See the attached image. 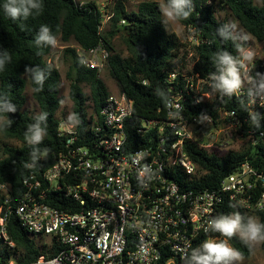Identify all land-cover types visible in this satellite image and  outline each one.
<instances>
[{"label":"trees","instance_id":"16d2710c","mask_svg":"<svg viewBox=\"0 0 264 264\" xmlns=\"http://www.w3.org/2000/svg\"><path fill=\"white\" fill-rule=\"evenodd\" d=\"M138 1L137 10L129 12L127 0H113L106 13L110 17L108 29L104 30L105 14L94 2L80 4L76 0H40L42 10L39 15L36 10H32L26 19L21 17L13 21L4 14L3 4L6 0H0V58L5 52L12 56L10 62H5L4 71L0 72V119L3 120L0 124V183L9 185L13 199L12 212L6 223L8 239L4 240L0 236V264H9L11 261L16 264H31L41 256L52 257L61 250L56 242L43 244L38 241L44 237L29 233L14 212V203L27 190L25 182H43L46 171L66 152V139L59 136L60 119L57 118L61 108L62 79L59 71L47 61L53 47L35 43L41 25L48 26L56 40L60 38L63 43L74 42L84 53L100 45L108 50V73L118 84L120 92L133 102V119L127 130V140L133 151L146 147L150 136H156L157 130L145 135L138 133L143 121H166V105L174 96L180 94L190 100L189 88H185L186 78L190 80L199 75L210 81V84L202 86L198 92L203 98L201 104H187L186 114L210 115L214 119H220V113H233L241 124L238 133L251 138L252 143L242 151L220 155L188 141L185 150L198 171L194 177H188L179 171L176 179L185 187L216 192L224 178L245 164L264 176V108L257 107L255 113L251 114L248 95L239 98L222 95L213 90L214 81L211 80L213 75H218L217 57L220 54L227 52L241 60V51L247 47L245 42L234 38L226 20L220 21L216 17L217 12L229 11L248 34L257 41L264 42V0H227L221 8L209 6L208 0H191V16L179 22L184 27L194 26L201 30L206 43L193 47L188 72H184L186 57L180 56L187 46L175 34L167 32L160 4L155 0ZM256 1H259V5ZM120 34H124L123 40L128 53L126 57L118 54L114 47V39ZM65 54L70 60L67 80L70 82L69 96L73 102L74 122L80 136L86 137V142H89L93 139L90 133L93 117L100 115L110 92L100 78L101 74L87 69L76 50L68 48ZM262 64V61L257 60L253 65L260 83H264ZM37 73L43 76L41 84L35 81ZM171 75H175L173 82L170 81ZM28 86L32 88L33 97L39 106L38 115H30L25 111ZM85 88L88 89V94ZM206 95L211 97L206 98ZM89 101L92 114L88 113ZM9 107L15 110L9 111ZM41 116L45 118L40 120ZM37 123L45 130V136L39 144L30 145L24 134L30 125ZM9 141H16L21 146H12ZM262 192V182H255L252 200L256 201ZM55 196L57 197L48 195L46 201L65 210L63 196ZM0 205H4L1 199ZM234 212L239 213L245 223L254 218L264 224V210L248 211L225 195L217 218ZM207 239L226 238L211 231L198 240L199 249ZM228 243L242 253L243 258L251 256L250 244L244 243L239 235L232 237ZM261 247L264 251V242ZM185 264H194V261L189 260Z\"/></svg>","mask_w":264,"mask_h":264},{"label":"built area","instance_id":"2783aa9c","mask_svg":"<svg viewBox=\"0 0 264 264\" xmlns=\"http://www.w3.org/2000/svg\"><path fill=\"white\" fill-rule=\"evenodd\" d=\"M226 1L207 4L221 8ZM185 30L193 47L206 43L201 30L194 26ZM109 55L103 45L80 53L83 65L100 74L107 69ZM253 65L243 62L244 83L234 94L248 95L251 114L264 108V92L259 91ZM174 79L171 75L170 81ZM187 79L190 100L174 96L166 105V121H143L139 134L157 132L137 151L127 140L133 102L120 90L110 93L100 115H94L91 141L80 136L74 120H60L59 136L66 139V152L46 171L43 182L26 181L25 194L14 203V212L29 233L61 247L54 256H41L31 264H185L199 249L198 240L212 231L205 229L217 218L225 195L248 211L264 210V192L252 200L255 182L264 185V176L247 164L224 178L216 192L193 190L176 179L179 171L188 177L197 175L198 167L185 150L188 141L222 152L241 126L233 113H220V119L186 114V105L201 104L198 92L210 84L199 75ZM213 133L218 136L211 142ZM56 194L63 196L65 210L46 201ZM0 199L6 205H0V236L7 240L13 202L8 184L0 183Z\"/></svg>","mask_w":264,"mask_h":264},{"label":"clouds","instance_id":"9594fccd","mask_svg":"<svg viewBox=\"0 0 264 264\" xmlns=\"http://www.w3.org/2000/svg\"><path fill=\"white\" fill-rule=\"evenodd\" d=\"M159 7L166 24L187 20L193 11L191 0H166ZM3 10L8 18L15 21L21 17L26 19L31 15L32 10H36L37 15H39L42 10V3L40 0H6L3 4ZM221 35H223L222 30ZM35 43L37 45L46 44L55 47L57 40L51 34L48 26L41 25ZM253 55L254 52L249 51L243 59L251 61ZM11 60V54L5 52L3 57L0 58V72L4 71L5 62H10ZM242 67L243 61L234 58L227 52L220 54L217 57L218 75L212 76V80L214 81L212 85L213 90L219 91L222 95L229 97L237 94L244 83L241 77ZM35 81L37 84H41L43 76L37 73ZM259 91L264 92V83L260 84ZM8 110L14 111L15 109L9 107ZM44 118V116H41L40 120ZM253 119L255 120L256 117L254 116ZM8 123L11 122L8 121ZM44 136L45 130L41 128L39 123L30 125L28 131L24 134L25 140L30 145L39 144ZM33 158H35V152H33ZM208 229L219 233L221 237L226 239H207L200 249L194 251L192 256L194 264H221L222 261L243 259L242 253L235 250L228 243L236 235H239L241 240L246 244L264 242V224L251 218L245 223L244 218L236 212L231 215H221L216 219L210 220L205 231H208Z\"/></svg>","mask_w":264,"mask_h":264},{"label":"rangeland","instance_id":"374dc122","mask_svg":"<svg viewBox=\"0 0 264 264\" xmlns=\"http://www.w3.org/2000/svg\"><path fill=\"white\" fill-rule=\"evenodd\" d=\"M80 4H86L89 2L96 3L99 8L101 9L102 13L105 14L104 16V22H103V29L107 30L109 25V18L106 13L109 11L108 7L113 2V0H76ZM159 4L165 3L164 0H155ZM256 4L259 5V1H256ZM139 1L138 0H127V10L129 12H135L138 8ZM216 17L220 21L226 20L228 26L231 28L233 32V36L236 40L240 42H245L247 44V47L244 48L241 51V61H243L246 65L250 66L255 61L260 60L264 63V42H259L255 38H253L250 34H248L238 23V21L231 15V13L227 10H222L217 12ZM164 19V18H163ZM166 24V23H165ZM167 32L169 34H175L177 37L180 38L181 42L186 45V50L184 49L181 51V57L185 56V63H186V69L184 72H188L191 68L192 63V52H193V43L189 40V35L185 30V27L179 22H172L169 24H166ZM124 34L118 35L114 39V47L116 49V52L120 54L123 57H126L128 55L126 46L124 43ZM68 48H72L77 51V53L80 55L81 50L74 42L70 43H63L60 38L57 39V44L55 47H53L52 53L48 56L47 61L50 65L55 67L62 79V84L60 87V98H61V108L57 114L58 119H68V120H74V114H73V102L70 99L69 96V88H70V82L67 80V73L70 68V60L65 54V51ZM254 52V55L252 56L251 61L244 60V56L249 52ZM180 66V65H179ZM100 78L105 82L108 90L110 93H117L119 91L118 84L110 77L108 70L106 69L104 72L101 73ZM85 92L88 94V89L85 88ZM27 95V104L25 106V111L28 112L30 115H38L40 113V109L38 104L36 103L34 97H33V91L30 86L27 87L26 91ZM211 97V96H210ZM88 113L92 114L93 109L91 102H88ZM3 120L0 119V124ZM211 130L210 132H212ZM204 137V135H202ZM217 134L213 133L212 136H210L209 140L211 142L215 141L217 138ZM229 145L224 148L221 151L214 150L220 155H225L226 153L230 151L239 152L244 149H246L250 143H252L251 138H245L242 135H239L236 131L233 132L232 138L229 140ZM9 144L15 147L21 146L20 143L16 141H9ZM254 219V218H252ZM256 220V219H254ZM257 221V220H256ZM43 244H48L49 239L43 238L41 240ZM251 246V256L249 258H243L240 260H228V261H222L221 264H264V251L262 250L261 244L262 243H249Z\"/></svg>","mask_w":264,"mask_h":264}]
</instances>
